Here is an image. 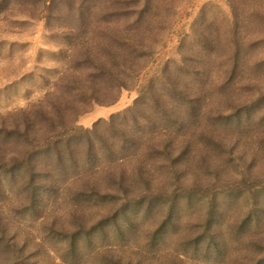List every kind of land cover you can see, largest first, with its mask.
<instances>
[{
  "label": "rangeland",
  "instance_id": "obj_1",
  "mask_svg": "<svg viewBox=\"0 0 264 264\" xmlns=\"http://www.w3.org/2000/svg\"><path fill=\"white\" fill-rule=\"evenodd\" d=\"M235 2L0 0V264H264V0ZM90 52L140 61L101 83ZM76 81L79 131L38 133L24 112ZM135 130L140 161L110 158Z\"/></svg>",
  "mask_w": 264,
  "mask_h": 264
},
{
  "label": "trees",
  "instance_id": "obj_2",
  "mask_svg": "<svg viewBox=\"0 0 264 264\" xmlns=\"http://www.w3.org/2000/svg\"><path fill=\"white\" fill-rule=\"evenodd\" d=\"M231 8H232V15L234 17V19L237 16L236 10H237V4L235 2V0H229ZM138 15V13H137ZM237 26V25H236ZM237 32H239V28L237 26ZM238 49V46H236ZM243 48V46H242ZM117 53H122V52H90L89 54H87V58L89 63H93L98 69L94 70L95 72L99 71V79L101 83H105L108 81H111L113 78L110 76L111 72L109 70H107V66L108 65H112V66H116V62L118 59H125L127 61L133 60V61H140L139 55H131L128 52H125L124 56H119V54ZM244 59V58H243ZM239 59V57H237L238 60V65L237 67L244 62V60ZM133 61L131 62H126L128 64H131ZM121 67L125 68V65H121ZM132 67V66H130ZM129 67V68H130ZM236 67V68H237ZM127 68V69H129ZM113 72V70H112ZM94 79V78H93ZM93 86H92V90L97 93L96 88L98 87V85L95 82V79L93 81ZM123 86V88H125L124 84H121ZM89 91L88 89L86 90L83 85L81 83H78L76 81L75 86L70 87L67 89V91L62 94V97L59 99V102L56 105L53 104H49L48 106H41V108L39 109L38 113L34 114L36 111V106H32L30 109H28L26 112H24L25 116H26V120L30 121V119H34V121L39 119V115L41 117V121L42 124L39 125V130L38 133L41 134H46L48 133V128L51 127L52 132L60 129L61 131H64L65 133H74V131H79L78 129L75 128V125L77 124V118L78 116H81L82 113V109L87 105L88 103L93 102H97V99L95 98L96 94L93 92V95L91 97H89ZM88 93V94H87ZM108 97V96H106ZM114 100H110L107 103H113ZM138 105V104H137ZM135 111L136 109H132L131 111H129L128 113L130 114L131 118L133 119V122L136 123L137 120V116L135 115ZM137 111H138V107H137ZM136 111V112H137ZM167 115L169 116V112L167 111ZM126 115H124V117H116V118H112V120L110 122H103L100 123V125H98V127H96V129L92 132L90 131H83V135L86 139V141L88 142V150L90 151L91 149V142L88 138V135L91 136H96L97 132H99L101 129H110L112 128V125L114 124V122L118 123L120 125V132H123V128H122V124L126 123ZM138 125V124H137ZM30 125L26 124V122L23 120L22 124L15 126V130H16V134L20 135L22 137H24L26 134H22L21 131H24L25 133L27 132V129ZM13 130H14V126H13ZM14 132V131H13ZM132 133V132H131ZM170 133V132H169ZM171 134V133H170ZM170 134H167L168 136ZM128 136L126 135H122V139L119 142V145L116 146L115 144H112L111 147L108 149V152L110 155V158H112V155H131L132 158H135L133 160H135V162L137 163V161H140V159L138 158L139 155V150L144 149V146L146 145L145 143V136L143 134V132H141L140 130H135L133 136L129 139L127 138ZM141 146V148H140ZM62 147H64L65 150L68 149V145H62ZM149 149L151 151L154 150V146L149 145ZM88 151V152H89ZM171 146L169 145V143L166 142V145L164 146L163 149V154L166 155H170L171 154ZM170 152V153H169ZM159 153L160 152H156ZM71 155V154H69ZM61 156H59L60 158ZM70 159L72 160V158L70 157ZM122 162H124V160H122ZM122 166L121 168H113L111 165L109 167L106 168L105 171L109 172L110 174L114 173L115 171L123 178H128V177H132L131 175L127 174V171L125 169H128V172H132L133 170H130L129 168L125 167L124 164L119 165L118 167ZM130 167V166H129ZM133 167H136L137 170H134V172L137 174L136 175V179H139L141 182H145L149 185L152 184V182H154V175L156 174V172L158 171L156 168H154L153 166H149L146 165L144 167H140L138 164H135ZM122 170V172H121ZM96 175V174H95ZM95 175H93L91 178H94ZM118 175V176H119ZM150 189V188H148Z\"/></svg>",
  "mask_w": 264,
  "mask_h": 264
}]
</instances>
